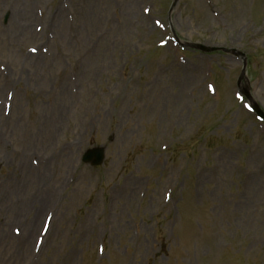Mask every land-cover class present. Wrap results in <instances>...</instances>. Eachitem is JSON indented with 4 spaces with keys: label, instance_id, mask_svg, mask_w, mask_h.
<instances>
[{
    "label": "rangeland",
    "instance_id": "1",
    "mask_svg": "<svg viewBox=\"0 0 264 264\" xmlns=\"http://www.w3.org/2000/svg\"><path fill=\"white\" fill-rule=\"evenodd\" d=\"M172 1L0 0V264H264L242 60L170 31L264 111V0Z\"/></svg>",
    "mask_w": 264,
    "mask_h": 264
},
{
    "label": "water",
    "instance_id": "2",
    "mask_svg": "<svg viewBox=\"0 0 264 264\" xmlns=\"http://www.w3.org/2000/svg\"><path fill=\"white\" fill-rule=\"evenodd\" d=\"M177 1L178 0H175V3L173 5V7L177 3ZM189 47L191 49L198 50V51H200L202 53H212L214 51H217L216 49L206 48V47H202V46H198V45H190ZM232 53H234V52H232ZM243 94L246 97V99L249 101L250 106H251L252 110L256 113V115L264 120L263 113L259 110L257 105L250 98L247 89L243 90ZM103 160H104V148H94V149H91V150H87L85 152L83 158H82V161L85 164L90 165L91 167H96V166L101 165L103 163Z\"/></svg>",
    "mask_w": 264,
    "mask_h": 264
},
{
    "label": "bare ground",
    "instance_id": "3",
    "mask_svg": "<svg viewBox=\"0 0 264 264\" xmlns=\"http://www.w3.org/2000/svg\"><path fill=\"white\" fill-rule=\"evenodd\" d=\"M41 204V200L40 201H38V199H37V201H36V199H35V201H34V203L33 204H30L29 205V207H31V205H33V207H36L37 205H40ZM32 221V220H31ZM30 221V222H31ZM27 230H29V233H31V232H33V230H34V228L32 227V226H29V227H26V231ZM29 235V234H28ZM26 239V237H21V238H19V240H25ZM27 240V239H26ZM32 242V241H31Z\"/></svg>",
    "mask_w": 264,
    "mask_h": 264
}]
</instances>
